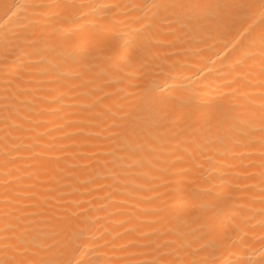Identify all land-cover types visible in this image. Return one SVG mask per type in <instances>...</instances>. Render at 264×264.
<instances>
[{"label":"bare ground","instance_id":"1","mask_svg":"<svg viewBox=\"0 0 264 264\" xmlns=\"http://www.w3.org/2000/svg\"><path fill=\"white\" fill-rule=\"evenodd\" d=\"M0 264H264V0H0Z\"/></svg>","mask_w":264,"mask_h":264}]
</instances>
